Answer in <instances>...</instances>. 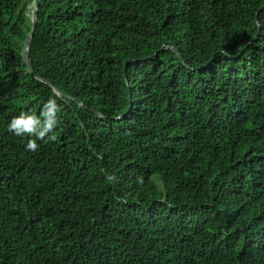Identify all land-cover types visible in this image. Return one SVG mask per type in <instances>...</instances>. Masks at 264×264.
Returning a JSON list of instances; mask_svg holds the SVG:
<instances>
[{"label": "trees", "instance_id": "trees-1", "mask_svg": "<svg viewBox=\"0 0 264 264\" xmlns=\"http://www.w3.org/2000/svg\"><path fill=\"white\" fill-rule=\"evenodd\" d=\"M30 1L0 0V264H264V0H35L33 74Z\"/></svg>", "mask_w": 264, "mask_h": 264}, {"label": "water", "instance_id": "water-1", "mask_svg": "<svg viewBox=\"0 0 264 264\" xmlns=\"http://www.w3.org/2000/svg\"><path fill=\"white\" fill-rule=\"evenodd\" d=\"M29 20H30V29L26 33V36H25V38L23 40V43H22L21 58H22V61H23L24 65L27 68V71L30 74H33V68H32L30 59L28 58V51H29V46H30V43H31V40H32V37H33V29H34V25H35V21H36V2H35V0H31L30 1ZM166 48H169L170 50H172L177 55V57L179 58V60L182 62L181 57H180V54H179L178 50L175 47H173V46H167ZM35 77L37 79L45 82L46 84L52 86L53 90L58 95H60V96L65 95L68 98H71V96L64 94L63 91L59 87H57L55 85H52L50 82H47L45 79H43L41 77H38V76H35Z\"/></svg>", "mask_w": 264, "mask_h": 264}, {"label": "clouds", "instance_id": "clouds-1", "mask_svg": "<svg viewBox=\"0 0 264 264\" xmlns=\"http://www.w3.org/2000/svg\"><path fill=\"white\" fill-rule=\"evenodd\" d=\"M15 125H13L12 127H14Z\"/></svg>", "mask_w": 264, "mask_h": 264}]
</instances>
